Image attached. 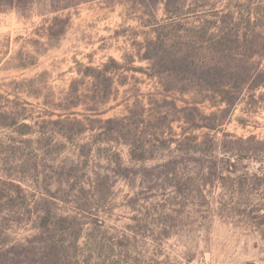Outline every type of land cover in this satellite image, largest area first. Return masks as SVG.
Segmentation results:
<instances>
[{
	"label": "rangeland",
	"instance_id": "374dc122",
	"mask_svg": "<svg viewBox=\"0 0 264 264\" xmlns=\"http://www.w3.org/2000/svg\"><path fill=\"white\" fill-rule=\"evenodd\" d=\"M19 263L264 264V0L1 4L0 264Z\"/></svg>",
	"mask_w": 264,
	"mask_h": 264
},
{
	"label": "trees",
	"instance_id": "16d2710c",
	"mask_svg": "<svg viewBox=\"0 0 264 264\" xmlns=\"http://www.w3.org/2000/svg\"><path fill=\"white\" fill-rule=\"evenodd\" d=\"M12 2H15V0H12V1H9V0H0V6H1V4L2 5L7 4V3L11 4ZM220 38H221V36H220ZM162 45L165 46V42H163ZM167 60H168L169 64L174 65L173 69H179L180 70V68H182V67L184 68L185 67L187 69L185 71L187 74H189L190 72H192L198 78L200 85L203 86L208 91L217 92V94L224 95L225 88L228 87V86H231V85H229L230 83H226L222 79L221 73L225 69H224V67L219 66L220 64L218 62L212 63L210 66H208L206 68L205 67H203L202 69L199 68V73H198V70L192 69L193 63L184 64V63H189L188 62L189 60L187 58H185L183 60L181 58H178L177 55H174L173 57H171V58H169ZM177 63H183V64L177 65ZM187 67H189V68H187ZM228 71L229 72L230 71H232V72L234 71V73H237V72H235V70H233V68H231ZM226 98L227 97L223 96L222 97V102L225 103L226 105H228V108L229 109L227 111H230V109H232V106L235 105V101L228 100ZM209 128L210 129H215V126H211V127L209 126ZM46 249H47V247L45 249L43 248L42 250L38 251L37 253L36 252H34V253H27V254L26 253H23V257H24V259L27 262L29 261V258L31 256H35V257H39V258L46 259V256H44V254L42 252L43 250H46ZM19 258H21V255L20 254H19ZM48 260L58 262V255H56V259L53 256V258H49ZM11 262H15V259H12Z\"/></svg>",
	"mask_w": 264,
	"mask_h": 264
}]
</instances>
